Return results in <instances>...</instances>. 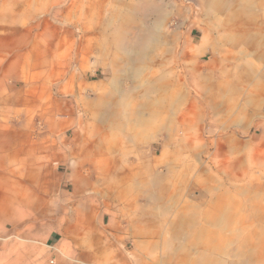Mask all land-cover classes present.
Instances as JSON below:
<instances>
[{
    "label": "rangeland",
    "instance_id": "1",
    "mask_svg": "<svg viewBox=\"0 0 264 264\" xmlns=\"http://www.w3.org/2000/svg\"><path fill=\"white\" fill-rule=\"evenodd\" d=\"M149 2L167 15L145 21L149 46L137 60L120 32L143 23L123 19L138 0H0V93L17 98L3 119L40 141L66 129L95 183L88 194L148 223L158 263L264 264V0ZM170 82L178 109L155 108L138 136L111 125L147 116L143 104ZM72 194L66 182V210Z\"/></svg>",
    "mask_w": 264,
    "mask_h": 264
},
{
    "label": "crops",
    "instance_id": "2",
    "mask_svg": "<svg viewBox=\"0 0 264 264\" xmlns=\"http://www.w3.org/2000/svg\"><path fill=\"white\" fill-rule=\"evenodd\" d=\"M166 15L164 5L149 2L144 7V0H138L123 19L143 23L120 34L147 37L145 21L152 19L159 25ZM105 83L96 88L107 92ZM4 100L10 108L3 107ZM16 102L15 96L5 99L0 93V245L14 243V254L0 253V259L5 256L7 264L11 260L12 264H168L152 257L150 244L157 239L151 236L148 223L134 219L131 207L107 204L95 190L88 194L95 183L71 155L66 129L48 128L46 141H40L31 127L6 123L3 117L16 114ZM111 125L136 131L132 124ZM66 182L73 184L68 210ZM55 204L61 207L55 209Z\"/></svg>",
    "mask_w": 264,
    "mask_h": 264
},
{
    "label": "bare ground",
    "instance_id": "3",
    "mask_svg": "<svg viewBox=\"0 0 264 264\" xmlns=\"http://www.w3.org/2000/svg\"><path fill=\"white\" fill-rule=\"evenodd\" d=\"M141 8V7H140ZM165 8V6H164ZM153 10H155V7L153 8ZM162 11V10H161ZM162 16V15H161ZM148 23V22H147ZM151 23V22H150ZM144 25V24H143ZM151 26V25H150ZM138 28V27H137ZM140 29V28H139ZM150 30V29H149ZM144 30H142L143 32ZM139 32V31H138ZM146 37V36H145ZM145 37H142L141 34L138 35H134V37L132 38V40L130 41V39H128V37H121L122 39L120 40V44L122 46V49L125 50L132 59H136L138 60V56L141 55V53L145 52L147 47L149 46V38L146 40ZM151 39V38H150ZM127 56V55H126ZM128 58V57H127ZM130 59V57H129ZM117 63V61H116ZM130 67V66H129ZM132 68V67H131ZM114 70V69H113ZM124 71V70H123ZM131 73H135L134 68H132ZM174 71V70H173ZM126 72V71H125ZM128 72V70H127ZM130 73V72H128ZM137 74V73H136ZM169 75V74H167ZM166 75V76H167ZM131 76V75H130ZM139 76V74H138ZM161 77V76H160ZM221 80V79H220ZM157 81V80H156ZM154 82V81H153ZM119 83V82H118ZM157 85V84H156ZM154 86V85H153ZM218 88V87H217ZM223 89V87H222ZM159 92L158 97H156V102L150 103L147 102L146 104H143L142 106V110L143 108L145 109V111L149 110L147 116L142 115L140 117L135 118V123L133 122V120L131 121L132 125H134L136 131H135V135L134 136H138L140 133V129L141 127H145L148 126V124L150 123V121H152V119L154 118V115H156V109H159V111H173L174 109H178L181 106V102L180 101V97H178V90L176 88L175 85H173L172 82L168 83L166 86L165 84H159L156 89ZM219 91V90H218ZM135 92V89H134ZM149 92V91H147ZM157 92V93H158ZM115 94V93H114ZM153 95V94H152ZM133 96V95H132ZM201 96V95H200ZM102 97V96H101ZM100 97V98H101ZM107 97V96H106ZM142 97V96H141ZM202 97V96H201ZM110 98V97H109ZM114 98V97H113ZM106 99V98H105ZM115 100V99H114ZM131 100V99H130ZM103 102V101H102ZM216 102V100H215ZM212 103V102H211ZM214 103V102H213ZM106 104H110V103H106ZM113 104V103H112ZM116 104V103H115ZM217 105V104H215ZM212 105V106H215ZM139 106V105H138ZM103 107V105H102ZM104 109V108H103ZM109 110V109H108ZM137 110V109H136ZM134 110V111H136ZM127 111V110H126ZM144 111V110H143ZM142 112H138L140 114H144ZM112 114V113H111ZM122 116V115H121ZM128 116V115H127ZM106 118V117H105ZM111 119V118H110ZM108 120V119H107ZM122 122V121H121ZM134 123V124H133ZM109 124V123H108ZM161 199V198H160Z\"/></svg>",
    "mask_w": 264,
    "mask_h": 264
}]
</instances>
